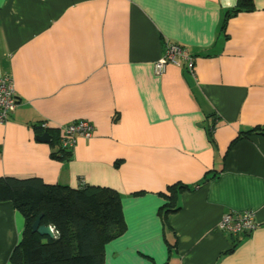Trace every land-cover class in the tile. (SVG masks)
Returning <instances> with one entry per match:
<instances>
[{
	"label": "crops",
	"instance_id": "0c3cea01",
	"mask_svg": "<svg viewBox=\"0 0 264 264\" xmlns=\"http://www.w3.org/2000/svg\"><path fill=\"white\" fill-rule=\"evenodd\" d=\"M236 3L0 0V75L18 101L0 123V176L117 190L126 230L105 244L104 264H264V134L235 139L264 127V0L226 17ZM165 40L194 56L193 74L171 63L153 72ZM76 120L91 135L51 157L57 144L36 136L60 139ZM175 182L187 188L162 220L160 192ZM246 208L251 233L216 229ZM22 228L0 201V264Z\"/></svg>",
	"mask_w": 264,
	"mask_h": 264
},
{
	"label": "trees",
	"instance_id": "16d2710c",
	"mask_svg": "<svg viewBox=\"0 0 264 264\" xmlns=\"http://www.w3.org/2000/svg\"><path fill=\"white\" fill-rule=\"evenodd\" d=\"M252 8L253 0H237L226 17ZM223 28L224 22L221 31ZM35 129L41 130L39 126ZM48 132L49 143L58 146L50 153L51 157L67 158L70 150L61 147L56 130ZM252 132L264 134V127L239 131L235 139ZM183 188L187 185L175 182L166 187V192H160L164 198L158 208L162 220L169 212L179 209L177 195ZM0 201H9L23 218V228L9 254V264H104L105 244L126 230L120 195L109 186L75 187L46 183L37 176H0ZM39 214V223L51 226L53 237L31 231V224ZM235 245L232 242L230 249ZM172 246L168 243V250Z\"/></svg>",
	"mask_w": 264,
	"mask_h": 264
},
{
	"label": "built area",
	"instance_id": "2783aa9c",
	"mask_svg": "<svg viewBox=\"0 0 264 264\" xmlns=\"http://www.w3.org/2000/svg\"><path fill=\"white\" fill-rule=\"evenodd\" d=\"M168 63L174 64L193 74L194 56L185 47L171 40L163 42V51L160 57L153 61V72L160 75L165 71ZM17 98L10 75H0V123L8 120L17 106ZM41 129L47 128L46 121L39 123ZM92 125L86 120H76L60 128V145L70 150L75 144L77 136L89 137L92 133ZM257 227L255 213L246 208L236 211H228L221 215L216 223V229L230 235H243L251 233Z\"/></svg>",
	"mask_w": 264,
	"mask_h": 264
},
{
	"label": "water",
	"instance_id": "95a60500",
	"mask_svg": "<svg viewBox=\"0 0 264 264\" xmlns=\"http://www.w3.org/2000/svg\"><path fill=\"white\" fill-rule=\"evenodd\" d=\"M36 139L41 142H48L50 140V135L48 132H42L41 134L36 136ZM41 217V214H39L33 223L31 224V231L36 232L39 235H46L48 237H53V229L49 225H43L39 223V219Z\"/></svg>",
	"mask_w": 264,
	"mask_h": 264
}]
</instances>
